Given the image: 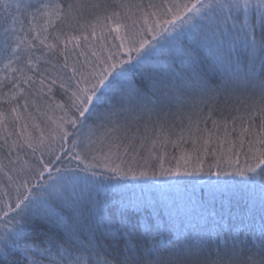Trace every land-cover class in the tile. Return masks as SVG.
<instances>
[{
  "label": "snow or ice",
  "instance_id": "1",
  "mask_svg": "<svg viewBox=\"0 0 264 264\" xmlns=\"http://www.w3.org/2000/svg\"><path fill=\"white\" fill-rule=\"evenodd\" d=\"M0 264H264V0H0Z\"/></svg>",
  "mask_w": 264,
  "mask_h": 264
},
{
  "label": "trees",
  "instance_id": "2",
  "mask_svg": "<svg viewBox=\"0 0 264 264\" xmlns=\"http://www.w3.org/2000/svg\"><path fill=\"white\" fill-rule=\"evenodd\" d=\"M13 2H14V0H13ZM32 2L34 3L35 0H32ZM147 2H148V0H145V3H147ZM155 2L159 3L160 0H155ZM85 50L87 51V48H85ZM184 147L190 150L191 145H184ZM169 153L172 154V149L171 148H169ZM174 154L175 155H180L179 150H177ZM209 159H211V158H209ZM235 210L236 209L234 208L233 211H235ZM138 235H139V233L137 232L136 234L133 235L132 238L133 239H136L138 237ZM105 242L108 243V244H110V245L113 244V243H115V244L119 245L120 248H122L123 247V244H124V241L122 239H120L118 237H113L110 234L105 237Z\"/></svg>",
  "mask_w": 264,
  "mask_h": 264
}]
</instances>
